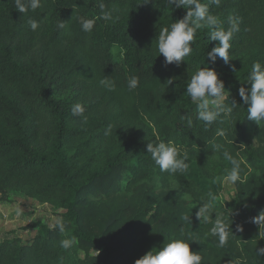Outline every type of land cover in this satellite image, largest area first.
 <instances>
[{
  "label": "trees",
  "instance_id": "1",
  "mask_svg": "<svg viewBox=\"0 0 264 264\" xmlns=\"http://www.w3.org/2000/svg\"><path fill=\"white\" fill-rule=\"evenodd\" d=\"M99 2L41 0L39 9L22 14L14 0H0L1 200L21 193L63 211L64 223L63 232L38 223L33 239L4 240L0 264H135L173 239L189 243L201 264H264L258 253L264 238L252 223L264 211V122L247 121L239 96V88L248 87L252 64H264V0H220L219 6L201 0L224 29L231 19L239 21L230 62L218 58L210 64L207 52L216 42L209 40L210 29L201 28L192 54L179 67L165 66L156 39L185 17V8L170 7L166 0H102L111 14L105 21ZM29 19L40 21L37 30ZM86 19L95 20L90 33L81 28ZM115 47L124 49L122 60L114 59ZM207 64L224 81V103L235 101L237 108L206 129L185 88ZM104 76L115 81L114 90L100 85ZM132 76L139 77V86L129 91ZM168 79L173 84L163 85ZM78 102L85 109L82 117L71 112ZM182 116L192 119L191 127ZM169 140L181 156L188 154L186 175L162 173L147 153V143ZM214 142L223 143L242 168L244 182L225 204L218 176L231 165L213 152ZM209 191L217 196L216 209L225 205L233 211L224 247L211 234L214 224L202 226L195 215ZM161 192L177 196V202ZM72 238V247L60 246ZM93 250L97 256H91ZM78 251L85 253L79 261Z\"/></svg>",
  "mask_w": 264,
  "mask_h": 264
},
{
  "label": "clouds",
  "instance_id": "2",
  "mask_svg": "<svg viewBox=\"0 0 264 264\" xmlns=\"http://www.w3.org/2000/svg\"><path fill=\"white\" fill-rule=\"evenodd\" d=\"M14 2L17 11L22 14L29 10L35 11L42 6L41 0H14ZM148 2L149 0H147ZM166 2L170 7L185 8L187 14L183 19L173 22L170 27L163 28L156 39L157 51L159 56L164 57L165 66L174 63L179 67L181 62H184L185 58L192 54L194 37L197 30L201 28L210 29L209 40L216 42L211 51L207 52V60L211 65H215L217 59L220 58L225 65H228L230 62V40L233 34L239 30V21L231 19L228 28L224 29L220 26L217 16L210 11L209 5L202 3L201 0H166ZM211 3L219 6L220 0H211ZM98 7L102 12L100 19L109 20L111 14L105 11V4L102 0L98 3ZM28 24L31 30L35 31L38 29L40 21L29 19ZM94 25V19H86L82 21L81 28L84 32L90 33ZM59 26L63 28L64 22H61ZM232 70L235 71L234 66H232ZM109 77L104 76L99 83L112 91L115 89V81ZM173 81V79H168L163 85H171ZM246 85L248 87L239 88V96L243 104L247 106V121H252L259 126L264 122V64L260 61L252 64ZM138 86V76H132L128 79L127 87L129 91L135 90ZM185 94L196 105L197 119L204 123L206 129L217 122L222 113L230 116L237 108L235 101L231 103V106L224 103L227 96L224 81L219 78L215 68L209 66V64L198 69L191 76L186 85ZM84 111V107L79 102L71 108L73 116L82 117ZM181 119L186 120L189 127L192 126L193 121L190 117L182 116ZM216 135L223 137L224 132L218 130ZM212 149L215 154H219L218 158L222 156L223 160L231 165L229 169H226V175L222 178L218 176L222 184L235 186L238 182L243 183L241 164L231 151L223 143L216 142L212 144ZM146 150L162 173L186 175L190 169L187 152L181 156L180 151L171 140L147 143ZM185 199H192V197L185 195ZM216 200V194L211 191L206 193L205 196L200 198L199 201H202V203H200L195 215L204 224L210 222L214 224L210 230L211 234L218 238V245L224 247L230 232L232 233V220L230 217L233 215V211L226 209L225 205L223 211L216 209ZM192 207H197V203H193ZM213 213H215L214 219ZM17 215H19V212ZM183 219L190 223L188 216L183 217ZM252 223L259 226L258 237L264 238V211L253 217ZM55 226L61 232L64 231V223L61 219H56ZM237 230L242 231V228L237 226ZM184 231L185 229L181 227L180 232L184 233ZM73 243H75V238L64 239L60 241V246L68 249L72 247ZM258 253L264 255V248L258 249ZM201 260L202 257L199 253L190 251L189 243L183 239H173L171 242L164 244L163 247L147 252L137 259L135 264H201Z\"/></svg>",
  "mask_w": 264,
  "mask_h": 264
},
{
  "label": "rangeland",
  "instance_id": "3",
  "mask_svg": "<svg viewBox=\"0 0 264 264\" xmlns=\"http://www.w3.org/2000/svg\"><path fill=\"white\" fill-rule=\"evenodd\" d=\"M124 53V49L115 47L113 50L114 59L118 61L122 60ZM256 126L258 125L256 124ZM255 127L251 128L249 131L251 136L255 134ZM250 140H252V137H250ZM223 186L224 189L220 196V201L225 204L232 201L236 193V186H227L224 184ZM162 194L164 199L168 197L169 202H177V196L169 195L165 192ZM1 199L2 196L0 194V244L4 240L11 239L14 236L24 241H29L33 239L37 233V228H33L34 225L41 223L53 229L56 219H61L60 215L63 213V211L55 210L50 205L41 204L18 192L9 193V202H4ZM183 203L185 202L183 201ZM18 212L19 215H17ZM200 224L204 226V223L200 222ZM28 226L32 228L26 230L25 227ZM76 256L79 261L85 258V253L83 251H78ZM91 256H97V251L93 250Z\"/></svg>",
  "mask_w": 264,
  "mask_h": 264
}]
</instances>
